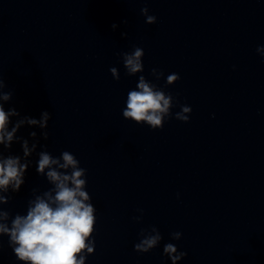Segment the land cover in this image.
<instances>
[{
    "label": "clouds",
    "instance_id": "obj_1",
    "mask_svg": "<svg viewBox=\"0 0 264 264\" xmlns=\"http://www.w3.org/2000/svg\"><path fill=\"white\" fill-rule=\"evenodd\" d=\"M140 11L145 16L147 24L156 23V16L149 15L147 7ZM123 23L127 24V20ZM111 27L115 30L118 25L114 23ZM256 51L264 56V46L257 47ZM144 54L140 47H135L130 53H118L122 56L127 75L133 76L144 71L142 62ZM110 72L115 80L120 79L117 68H110ZM151 75L159 80L164 73L154 68ZM179 79V74L171 73L166 77L165 86L173 85ZM5 87L4 80L0 78V101L8 102L12 99L13 93L3 91ZM173 106L172 94L165 93L145 76L140 75L136 88L127 94L126 108L123 109L122 115L123 118L138 125L146 124L153 130L161 129L165 119L172 115ZM180 107L181 110L175 113V119L187 123L192 108L187 105ZM12 117H20V113L15 108L5 110L4 104L0 103V145L10 149L13 141H17L21 144L23 156L27 158L36 151L39 143L36 139L37 133L35 131L29 133L33 140L31 147L28 139L17 136L16 133L25 124L46 129L51 114L44 111L39 119L20 117L14 124ZM41 136L47 140L49 133L43 131ZM38 156L36 171L40 175H46L54 188L30 200L26 215L16 214L10 224L0 222V237H9V247L23 264H85L87 256L95 251L93 233L96 225V209L85 190L87 170L80 167L77 158L69 151H63L59 157H53L48 151H40ZM28 166L27 160L21 163L20 156L5 157L0 152V190L7 192L11 186L13 192H18L24 183L23 177ZM45 169H48L46 173ZM8 199L0 195V204L8 203ZM9 217L8 211L0 210V221H7ZM134 219L140 222L141 217ZM139 235L141 237L139 242L134 244V250L138 253H148L162 240V235L155 226L150 230L141 229ZM181 237V232L171 233L173 240H180ZM163 253L171 259L172 264H176V261L187 255L186 252L178 251L172 243L164 245Z\"/></svg>",
    "mask_w": 264,
    "mask_h": 264
}]
</instances>
